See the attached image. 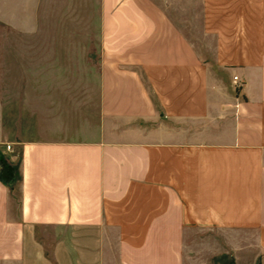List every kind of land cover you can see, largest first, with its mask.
Wrapping results in <instances>:
<instances>
[{
  "label": "crops",
  "instance_id": "1",
  "mask_svg": "<svg viewBox=\"0 0 264 264\" xmlns=\"http://www.w3.org/2000/svg\"><path fill=\"white\" fill-rule=\"evenodd\" d=\"M0 264H264V0H0Z\"/></svg>",
  "mask_w": 264,
  "mask_h": 264
},
{
  "label": "built area",
  "instance_id": "2",
  "mask_svg": "<svg viewBox=\"0 0 264 264\" xmlns=\"http://www.w3.org/2000/svg\"><path fill=\"white\" fill-rule=\"evenodd\" d=\"M235 80L238 81V78L236 77Z\"/></svg>",
  "mask_w": 264,
  "mask_h": 264
}]
</instances>
